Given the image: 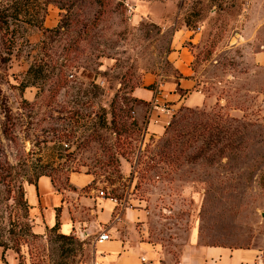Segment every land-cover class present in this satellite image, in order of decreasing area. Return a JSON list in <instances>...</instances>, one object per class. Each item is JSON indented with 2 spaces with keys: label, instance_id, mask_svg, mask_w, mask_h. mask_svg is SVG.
I'll use <instances>...</instances> for the list:
<instances>
[{
  "label": "rangeland",
  "instance_id": "obj_1",
  "mask_svg": "<svg viewBox=\"0 0 264 264\" xmlns=\"http://www.w3.org/2000/svg\"><path fill=\"white\" fill-rule=\"evenodd\" d=\"M29 2L11 53L0 23V262L89 256L76 235L33 231L25 198L39 174L65 192L75 171L134 208V228L162 249L149 264L210 245L264 264V0ZM180 67L202 103L183 102L194 86L168 93Z\"/></svg>",
  "mask_w": 264,
  "mask_h": 264
},
{
  "label": "crops",
  "instance_id": "obj_2",
  "mask_svg": "<svg viewBox=\"0 0 264 264\" xmlns=\"http://www.w3.org/2000/svg\"><path fill=\"white\" fill-rule=\"evenodd\" d=\"M255 58L264 63V51H257ZM179 71L180 75H172L167 82L168 93L175 95L179 90L194 86L183 102L188 105L202 103L203 97L195 89L196 83L188 76L189 68L180 67ZM134 92L138 96L144 95V99L153 95L150 88L137 87ZM147 127L159 132L163 125L151 119ZM68 179L71 187L65 192L58 189L47 174H40L35 181L26 183L25 198L32 215L33 231L43 233L58 220L57 231L73 233L81 240H87L90 254L77 264H149L161 255L162 249L143 239L134 228L137 214L133 207L119 208L112 197L99 194V188L89 187L93 180L89 172L72 171ZM101 230L108 233V238L98 241L96 237ZM201 253L191 255L190 249H183L181 261L184 264L207 260L216 264H247L244 260L254 254L251 249L231 250L213 245L204 247Z\"/></svg>",
  "mask_w": 264,
  "mask_h": 264
},
{
  "label": "trees",
  "instance_id": "obj_3",
  "mask_svg": "<svg viewBox=\"0 0 264 264\" xmlns=\"http://www.w3.org/2000/svg\"><path fill=\"white\" fill-rule=\"evenodd\" d=\"M32 8L31 3L29 0H0V23L1 27L3 28L4 34H8L9 44L7 48V52H12V42L15 41L16 38V31L17 28L14 27L13 21L15 18L22 19L28 22H32V19L35 14L30 12V9ZM32 66L30 65L29 69H31ZM45 174V173H41ZM40 175V174H39ZM38 175V176H39ZM37 176V177H38ZM36 177V178H37ZM58 218V213H57ZM59 226L58 220L55 222L54 225H52L49 228H56ZM58 233L63 237H73V233Z\"/></svg>",
  "mask_w": 264,
  "mask_h": 264
},
{
  "label": "built area",
  "instance_id": "obj_4",
  "mask_svg": "<svg viewBox=\"0 0 264 264\" xmlns=\"http://www.w3.org/2000/svg\"><path fill=\"white\" fill-rule=\"evenodd\" d=\"M98 192H99V194H101V195H106L105 194V192H104V190L103 189H99L98 190ZM108 196V195H107ZM113 198V197H112ZM114 199V198H113ZM115 200V199H114ZM106 238H108V233L107 232H105L104 230H101L99 233H98V235H97V237H96V240H98V241H102V240H104V239H106Z\"/></svg>",
  "mask_w": 264,
  "mask_h": 264
},
{
  "label": "water",
  "instance_id": "obj_5",
  "mask_svg": "<svg viewBox=\"0 0 264 264\" xmlns=\"http://www.w3.org/2000/svg\"><path fill=\"white\" fill-rule=\"evenodd\" d=\"M239 33L238 32H236V35H238Z\"/></svg>",
  "mask_w": 264,
  "mask_h": 264
}]
</instances>
